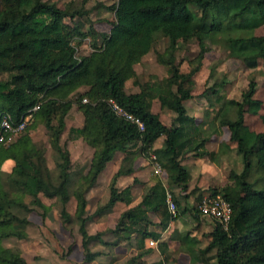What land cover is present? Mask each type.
Masks as SVG:
<instances>
[{"label": "trees", "instance_id": "16d2710c", "mask_svg": "<svg viewBox=\"0 0 264 264\" xmlns=\"http://www.w3.org/2000/svg\"><path fill=\"white\" fill-rule=\"evenodd\" d=\"M29 4L32 6L27 9ZM114 9L116 20L101 46L93 42L89 54L77 57L86 34L81 33L79 24L70 26L66 19L73 20L82 11L49 0H0V75L5 74L0 77V122L7 118L17 125L30 118L27 132L8 145L0 143V264H28L20 249L5 247L2 240L27 238L23 229L28 224L26 214L33 207H45L39 194L59 199L61 216L66 219L71 218L66 205L74 198L84 261L90 262L99 253L92 252L89 245L103 233L87 231L91 217L86 215V195L114 154L123 152L125 156L110 180L109 200L92 217L107 213L118 201H132L131 188L118 189L116 180L133 172V162L140 155L151 159L154 154L167 174L168 185L186 192L189 171L181 163L182 154L194 152L218 162L229 154L230 146L220 143L217 151H209L205 143L223 127L236 144L243 165L239 172L230 171V184L212 192L220 193L231 205L228 226L225 229L214 220L211 232L204 233L208 237L205 247H199L197 237L186 235L180 239L181 248L192 263L264 264V131H252L245 123V114L256 115L261 105L254 98L256 82L250 80L240 100L219 99V108L206 128L196 125L185 106V101L194 97L193 76L202 66L208 42L224 47L247 68H255L259 60L264 62V35L254 31L264 24V0H118ZM158 35L168 39L164 52L157 55L168 76L145 84L139 92L127 93L125 82L136 77L134 65L152 50ZM191 39H196L200 48L197 65L182 73L175 52L180 42ZM81 87L87 89L72 100L71 95ZM153 99L176 114L171 126L151 110ZM113 103L139 119L143 129L118 115ZM73 104L84 120L71 132L93 149L85 172L76 179L71 174L70 152L59 142ZM37 123L47 129L51 148L58 154L55 175L47 167L45 149L28 134ZM160 137H164L163 146L153 149ZM6 160L14 161L8 173L1 169ZM254 168L261 172L260 177L253 178ZM26 196L32 197L29 204ZM188 196L171 193L177 210L172 217L165 187L157 182L138 205L121 213L109 232L118 233L119 240L129 239L135 232L139 244L147 237L157 238L147 229V212L156 214L164 228L171 219L193 210L181 206ZM16 208L25 214L16 213ZM193 215L199 218L201 213L195 209Z\"/></svg>", "mask_w": 264, "mask_h": 264}, {"label": "rangeland", "instance_id": "374dc122", "mask_svg": "<svg viewBox=\"0 0 264 264\" xmlns=\"http://www.w3.org/2000/svg\"><path fill=\"white\" fill-rule=\"evenodd\" d=\"M55 2L59 7L70 6L72 10L82 11L83 14L75 19H66L70 25H80L81 33L86 36L82 40V44L77 48L76 56L81 57L89 54L92 50V43L97 47L102 44L103 36L107 35L116 20L115 9L118 0H49ZM32 4L26 6L30 9ZM85 12V14H84ZM256 35H264V24L255 28ZM168 45V39L158 35L156 37L152 50L144 55L141 61L134 65L136 77L125 82V91L127 93L139 92L145 84H151L155 80H160L168 76L167 68L161 64L157 55L163 53ZM208 50L204 54L202 66L200 70L193 76L194 85L192 87L193 98L185 101V106L190 110L191 114L202 117L200 109H212L211 113L206 115L205 120L211 121L216 109L219 108V99H241V94L246 90L250 80L256 82V91L254 98L260 101L261 105L256 115L249 112L245 114V123L248 128L255 132L264 131V62L258 61L255 68H247L244 63L236 58L230 57L229 52L224 47L208 42ZM199 45L196 39L188 42H180L175 52V62L179 66L182 73H187L197 65V56L199 53ZM0 77H5L1 74ZM86 87H81L78 92L71 95V99L75 100L78 93L85 91ZM151 109L158 111L166 125L171 126L174 121L173 116L168 115L165 108H161L159 101L153 99L151 101ZM200 110V112L196 113ZM28 119V124L30 123ZM83 114L73 104L71 109L65 116V127L60 135V144L72 151L73 157L77 162L75 169L71 170V174L76 179L78 175L86 170L91 156V148L85 146H76L78 139L74 138L71 132L72 128L81 127L83 125ZM54 123L56 121L54 120ZM27 132L25 128L19 135L12 136L6 145L14 142L21 134ZM220 138L225 139L232 145L228 159L227 179L231 170L239 172L242 170V161L236 153V144L229 140V131L226 127L220 128ZM31 139L45 149L44 156L47 167L53 172L58 173L56 169V161L58 154L51 148L49 142V134L43 124L37 123L34 128L28 130ZM218 135V136H219ZM220 144V143H219ZM83 147V148H82ZM14 161L6 160L1 169L8 173L11 171ZM253 178L260 177L261 172L254 168ZM105 172L100 176V186L97 192L92 194L87 207L86 214L92 217L99 206H103L109 200V184L106 180ZM106 180V181H105ZM105 181V182H104ZM228 179L226 184H230ZM225 184V185H226ZM207 195V194H206ZM205 196V195H204ZM39 198L45 207H33L31 212L27 213L28 224L23 227L27 233V238L18 239L8 237L2 240L5 247L20 249L22 255L28 264H88L84 262V252L81 247V235L78 231V224L75 219V200L70 198L66 205V211L71 218L66 219L61 216V202L56 198H47L39 194ZM31 196H26V203H30ZM16 213L25 214L21 209L16 208ZM212 222H214L212 220ZM102 228V225L91 223L89 231L95 232ZM98 249L96 247L93 250ZM99 260H94L90 264H98Z\"/></svg>", "mask_w": 264, "mask_h": 264}, {"label": "crops", "instance_id": "0c3cea01", "mask_svg": "<svg viewBox=\"0 0 264 264\" xmlns=\"http://www.w3.org/2000/svg\"><path fill=\"white\" fill-rule=\"evenodd\" d=\"M200 110L202 117L191 114L189 109H187V112L190 116H193L195 118L197 126L206 128L209 122H207L205 118L208 113H211L212 109ZM200 110L198 109L196 113L200 112ZM152 111L154 113H158L160 119L163 121L158 111ZM167 111L170 117L173 116V119L176 117V114L174 112H171L169 110ZM219 132L212 135L210 140L205 143V148L207 150L217 151L220 145L219 143H221L222 141L227 142L225 139L220 138L221 135H219ZM163 142L164 137L158 138L154 142L152 148L160 149L163 146ZM81 145L85 146L86 149L91 148L82 139H78L76 146ZM231 147L232 145L230 146V148ZM134 148L136 149V147ZM91 150L92 155L93 149L91 148ZM69 152L72 164L71 170H74L76 167L75 164L77 162L73 157L72 151L69 150ZM124 156L125 154L123 152H116L113 158L109 162H107L105 168L99 174L96 184L89 190L86 195L87 207L92 194L99 190L98 188L101 184V174L105 172V178L109 182L112 176L118 171ZM90 159L91 156L89 158V161ZM228 159L229 156L226 154L222 155L219 158L218 162H213L207 157L195 156L194 152H187L182 154L181 163L189 171L188 190L186 192H183L178 187L168 185L167 174L164 169L161 174H157L154 171V167L150 158L142 155L138 156L133 162V172L128 175H121L116 180V187L118 189L121 190L127 187L131 188L132 201L129 204L118 201L107 213L91 217L87 221L86 228L89 234H95L97 232H102L103 234L98 239L93 240L89 245L92 252H97L99 254L90 262H84L90 264L94 260L98 259V264H201L192 263L190 261L189 255L181 248L180 239H182L186 235L195 236L201 240V244L199 245V247L202 248L207 245L208 237L204 236V233L208 234L209 232H211L213 227L212 219L203 215L197 218L198 216H194L193 212L195 209H198L199 202L204 195L220 189L228 182ZM84 172L85 170L83 171V173ZM157 182H160L165 187L166 193H174L179 197L189 193V196L186 199H182L181 206L188 207L193 210L187 211L185 214L171 219L164 228L162 227L160 219L156 214L147 212V217L149 220V222L147 223V229L149 231L155 232L158 237H147L144 239V243L139 244L137 234L135 232H132L129 239L119 240L118 233H112L109 232V230H114L121 213L129 208H133L138 205L141 202L142 196L146 192V190L149 187L155 185ZM192 190L195 191L191 193ZM91 223L99 226L102 225V228L97 229V231L95 232H90L89 225ZM150 241H153L154 244L151 245ZM94 247L98 249L93 250ZM135 258L136 260L130 263L131 260Z\"/></svg>", "mask_w": 264, "mask_h": 264}, {"label": "built area", "instance_id": "2783aa9c", "mask_svg": "<svg viewBox=\"0 0 264 264\" xmlns=\"http://www.w3.org/2000/svg\"><path fill=\"white\" fill-rule=\"evenodd\" d=\"M112 105L118 115L134 121L138 124L140 129H143V124L139 119L123 111L117 104L113 103ZM36 108L37 107H34L33 109ZM28 117L29 116L17 125H12L7 118H3L0 122V143L6 144L12 136L19 135L25 129ZM150 157L155 173L161 174L163 169L156 161L155 155L151 154ZM166 203L171 216L175 217L177 215L176 206L172 200L171 194L168 192L166 193ZM198 209L201 215L216 220L223 228H227L231 216V205L220 193H209L203 196L199 202ZM150 244L153 245L154 242L150 241Z\"/></svg>", "mask_w": 264, "mask_h": 264}]
</instances>
